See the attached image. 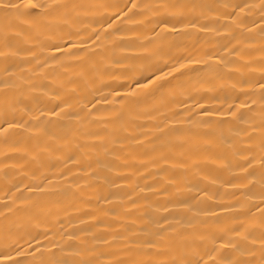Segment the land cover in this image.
Wrapping results in <instances>:
<instances>
[{"label":"bare ground","instance_id":"6f19581e","mask_svg":"<svg viewBox=\"0 0 264 264\" xmlns=\"http://www.w3.org/2000/svg\"><path fill=\"white\" fill-rule=\"evenodd\" d=\"M0 264H264V0H0Z\"/></svg>","mask_w":264,"mask_h":264}]
</instances>
